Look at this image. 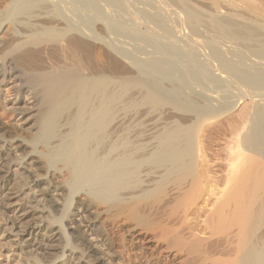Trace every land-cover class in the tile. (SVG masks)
Wrapping results in <instances>:
<instances>
[{
	"label": "bare ground",
	"instance_id": "1",
	"mask_svg": "<svg viewBox=\"0 0 264 264\" xmlns=\"http://www.w3.org/2000/svg\"><path fill=\"white\" fill-rule=\"evenodd\" d=\"M145 13L186 24L189 53L204 36L211 72L168 87L176 73L114 42L111 20ZM263 74L264 0L0 1V264H264ZM234 77L257 103L207 186L203 135Z\"/></svg>",
	"mask_w": 264,
	"mask_h": 264
},
{
	"label": "rangeland",
	"instance_id": "2",
	"mask_svg": "<svg viewBox=\"0 0 264 264\" xmlns=\"http://www.w3.org/2000/svg\"><path fill=\"white\" fill-rule=\"evenodd\" d=\"M0 1H2V2H4L5 0H0ZM171 6V5H170ZM169 6V8L170 9H172V10H174L175 8H176V10H180V8L178 9V7L177 6H175V5H172L171 7ZM175 6V8H173ZM149 9H151V7L149 8ZM151 10H153V9H151ZM136 11V10H135ZM143 16V18L142 17H140L139 19H137V20H132V19H129V18H126L125 20H129V21H126V22H129L128 24H125L124 22H125V20H123L122 18H119L118 19V17H116V19H113V21L111 20L110 21V23H109V27H110V30H111V28L112 29H114V28H116L117 29V31H118V33L116 34H114V31L116 30V29H114L113 30V32L111 33V36H112V39L114 40V42H116V40L118 39L120 42L122 41L124 44L125 43H127L129 40L131 41V42H128V45H127V47L130 45V44H132V45H130L129 46V48L130 47H132L131 49V52H133L134 54H135V56H136V58H142V56L144 57V52H145V50L149 53V54H151V55H149V54H146L145 55V59H146V56H147V60H149V57H151L150 59L151 60H153L154 62H158V64L159 65H163V66H165V67H167V68H169L171 71H173V73H176V72H178L180 75H181V73L183 74L184 72H187L188 70H190V69H192V70H190V72H192V74H194L195 72H197V73H199V70L200 69H203V67H204V69H208L207 71H208V73H210L211 72V70H209V67H210V65L208 64V63H210V62H208V60L205 58V57H203L202 55H200L201 54V52L203 51V50H205V46H204V44H205V41H204V36L202 37V36H196V38L198 37L199 38V40H198V38H197V40L199 41V42H196V43H198V45L197 44H194L195 45V47L196 46H198L199 47V43L201 42H203L204 41V44L202 43L201 45L203 46L202 48H204V49H202L201 48V45H200V47L199 48H197L196 47V49H195V47L193 48V46H191L193 49H191V50H194V51H192V52H188L190 49L189 48H185L187 45L185 44L188 40H189V38H191V35L189 34V35H187L186 34V32H188V31H190L189 30V28H187L188 26L186 25V24H181V23H177V22H174L175 24H171V23H173V22H171L170 24L174 27V29H173V27H170L171 25H169V27L170 28H172L173 30H175L174 32H178L177 34L178 35H180V34H182L183 33V38H178V36H176V35H174L175 33H173V31L171 32V34L169 35H167L166 33H165V31L162 29V28H160V29H158L157 28V26L155 25V23L154 22H150V21H147L146 20V18H147V14L145 13V14H143L142 15ZM88 17H90V16H88ZM92 17H90L89 19H91ZM145 18V19H144ZM92 20V19H91ZM131 20V21H130ZM139 20V21H138ZM141 20H144V21H141ZM124 21V22H123ZM134 21V22H133ZM141 21V22H140ZM93 22V20L91 21V23ZM120 22V23H119ZM121 22H123L125 25H126V27L127 26H129L128 28L130 29L129 31H131L133 28H134V26H137L138 24V26L137 27H135L134 29H133V31H135V33L133 32V34H132V32H130L129 33V31L127 32V29L126 30H124L123 32H121V31H119L118 30V25H120L121 24ZM133 22V23H132ZM138 24H137V23ZM152 23V24H151ZM169 23V22H168ZM113 24V25H112ZM117 24V25H116ZM137 24V25H136ZM178 24H180L179 26H178ZM92 25H93V23H92ZM92 25H91V27H92ZM148 25V26H147ZM155 25V26H154ZM175 25H177L178 27L176 28L175 27ZM152 27V28H150V27ZM130 27H133V28H130ZM187 29H186V28ZM94 30H95V28L97 29V25L96 24H94V27H92ZM150 28V29H149ZM185 28V30H183ZM152 29V30H151ZM155 29V30H154ZM182 29V31H178V30H181ZM147 30V31H146ZM162 30V31H161ZM125 31H126V33H125ZM157 31V32H156ZM164 31V32H163ZM120 32V33H119ZM145 32V33H144ZM152 32V33H151ZM173 33V34H172ZM190 33V32H189ZM114 34V35H113ZM120 34V36H118ZM129 35V36H128ZM159 35V36H158ZM161 35H162V37H161ZM173 35V36H172ZM115 36V37H114ZM146 36V37H145ZM184 36H185V38L187 39H185L184 38ZM122 37V38H121ZM140 39H139V38ZM117 38V39H116ZM121 38V39H120ZM201 38V39H200ZM202 38H203V40H202ZM136 39H137V41H136ZM163 39V40H162ZM181 39V40H180ZM185 39V40H184ZM206 39V38H205ZM117 40V42L119 43V41ZM149 40V41H148ZM151 40V41H150ZM145 41V42H144ZM147 41V42H146ZM154 41V42H153ZM161 41V42H160ZM184 41V42H183ZM157 42H159V43H157ZM174 42V43H173ZM145 43V44H144ZM151 43V44H150ZM154 43V44H153ZM153 44V45H152ZM157 44V45H156ZM168 44V45H167ZM180 44V45H179ZM184 44V45H183ZM148 45V46H147ZM137 46H139V47H137ZM182 46H185V47H182ZM148 47V48H147ZM169 47V48H168ZM173 47H175V48H173ZM188 47H190V46H188ZM190 47V48H191ZM141 48V49H140ZM163 48V49H162ZM167 48V49H166ZM133 49H136V50H133ZM140 49V50H139ZM145 49V50H144ZM179 49V50H178ZM181 49V50H180ZM198 49V50H197ZM200 49H202L201 51H200ZM206 49H207V47H206ZM137 50H139V52L137 51ZM144 50V51H143ZM150 50V51H149ZM155 50V51H154ZM171 50V51H170ZM188 50V51H187ZM196 50V51H195ZM137 51V52H136ZM143 51V52H142ZM169 51V52H168ZM136 52V53H135ZM151 52V53H150ZM160 52V53H159ZM175 52V53H174ZM200 54H199V53ZM140 53V54H139ZM183 53V54H182ZM197 53V54H196ZM96 53H94V55H95ZM142 54V55H141ZM176 54V55H175ZM189 54V55H188ZM191 54V55H190ZM193 54V55H192ZM97 55V54H96ZM140 55V56H139ZM158 55V56H157ZM183 55V56H182ZM185 55V56H184ZM189 56V57H188ZM195 56H196V58H195ZM200 56V57H199ZM202 57V58H201ZM224 57H225V59H228V61L229 62H233V59L231 58L232 56H230L229 54H228V56H226V54H224ZM162 58V59H161ZM171 58V59H170ZM174 58H176V59H174ZM201 58V59H200ZM143 59V58H142ZM159 59V60H158ZM178 59V60H177ZM195 59V60H194ZM235 59V58H234ZM202 60V61H201ZM230 60H232V61H230ZM177 61V62H176ZM195 61V62H194ZM198 63H197V62ZM199 61H200V63H199ZM216 60H214V62H215ZM174 62V63H173ZM194 62V63H193ZM204 62H206V63H204ZM217 62V61H216ZM172 63V64H171ZM240 63V62H239ZM238 62H237V65L235 64V66H237V67H235V68H237V69H235V71L236 72H242L243 70H242V63H240L239 64ZM174 64V65H173ZM204 66H203V65ZM211 64V63H210ZM213 62H212V68L211 69H216L218 66H217V64L218 63H216L215 65L216 66H213ZM193 65H194V67H195V65H196V67L194 68L193 67ZM201 67H200V66ZM208 65V66H207ZM185 66V67H184ZM199 66V67H198ZM179 67H181V68H179ZM190 67V68H189ZM216 67V68H215ZM173 68V69H172ZM198 68V69H197ZM176 69V70H175ZM179 71H178V70ZM186 69V70H185ZM198 71H197V70ZM175 71V72H174ZM213 72V71H212ZM178 73H176V74H174V75H176V76H173V75H171L170 76V78L171 79H173V80H171L170 78H168L169 76H167V78H165L164 80H165V85L166 86H168V87H172V85L174 84V80H176V82H175V84H178L179 85V82L180 81H182L180 78H178V77H180L179 76V74ZM196 73V74H197ZM246 72H243L241 75H242V77H246V76H244V75H247V74H245ZM249 74V73H248ZM252 74V75H251ZM251 74H249V75H247L248 77L249 76H257V74L258 73H251ZM178 75V76H177ZM177 78V79H180V80H177V79H175V78ZM260 77H261V81L262 82H264L263 80H264V74L263 75H260ZM262 77H263V79H262ZM170 79V80H169ZM234 79L236 80V78L234 77L233 78V82H230V83H232V84H227V85H221V88H220V85H217V93H218V97L217 98H219V99H217L216 98V102H222L223 101V99H224V103L223 104H225V105H227L228 107L229 106H233L234 104L236 105L233 109H232V111L230 110V112L228 111V113H226V114H224L223 116H221V117H219V119L217 120V122L215 121L214 123H212V124H210V125H208L206 128H205V132H204V135H203V139H204V144H205V146H206V151L210 154L209 156H208V158H207V164L205 165V170H204V172L205 173H207V178L205 179V184L207 185V186H210V185H212V184H214L215 183V181L218 179V177L219 176H221V175H223V174H225V172H226V168L225 167H223V166H219V165H217V164H219V162H226L227 161V158H226V155H228V153H229V149H230V146L232 145V142H231V132L230 131H232V129H233V127H234V125H235V123H236V121H238L241 117H243L244 115H251L252 113H253V111H254V109H255V106H256V100H255V98H251L250 96L248 97L247 95H248V93H249V90H251V88H249V86H247V85H244L245 83H243L242 82V80L239 78V79H237L236 80V82L234 81ZM249 79H253V77H249ZM195 80H199V79H195ZM238 80H241V81H239V82H237ZM202 81V82H201ZM209 82V79H206V80H200V82L201 83H203V85L199 82V84H201L200 86H198V88L200 87V89H202V88H204V83L206 84V83H208ZM168 82H172L171 83V85L168 83ZM241 82V83H240ZM169 84V85H168ZM221 84V83H220ZM229 85V86H228ZM177 86V85H176ZM173 87H174V85H173ZM202 87V88H201ZM244 87V88H243ZM220 90V91H219ZM242 90V91H241ZM186 91L187 92H189L190 90L188 89V88H186ZM220 92V93H219ZM226 92V93H225ZM228 92V93H227ZM232 93H235V94H232ZM238 93V94H237ZM229 95V96H228ZM231 95V96H230ZM234 95V96H233ZM242 95V96H241ZM245 95V96H244ZM224 96V98H221V97H223ZM226 98H228V99H226ZM237 98V99H236ZM242 98H244V99H242ZM230 99V100H229ZM243 100V102L242 103H239V101L240 100ZM218 100V101H217ZM220 100H222V101H220ZM228 101V102H227ZM234 101H235V103H234ZM231 102H232V104H231ZM237 102V103H236ZM231 104V105H230ZM225 105H223L224 107H225ZM222 106V105H221ZM222 106V107H223ZM168 110V109H167ZM250 111V112H248V111ZM158 111L159 110H157V112L156 113H158ZM169 111V110H168ZM241 113V114H240ZM245 113H248V114H245ZM240 116V117H239ZM25 124H27L26 122H25ZM232 124V125H231ZM230 125V126H229ZM28 126H30V124H27L26 125V127H28ZM212 129H214V130H216L218 133H219V136H221L220 138H211L209 135H208V132L210 131V130H212ZM221 134V135H220ZM230 137V138H229ZM212 141V142H211ZM228 141V142H227ZM222 158H224V161L222 160ZM211 182V183H210ZM7 183V187L8 188H10L11 187V185H12V182H6ZM14 207H16L18 210H20V208H21V205H18V204H16ZM58 260L60 261V260H62V257L61 258H58Z\"/></svg>",
	"mask_w": 264,
	"mask_h": 264
}]
</instances>
